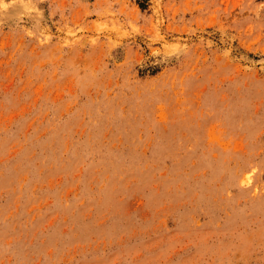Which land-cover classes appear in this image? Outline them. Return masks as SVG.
I'll return each instance as SVG.
<instances>
[{"label":"rangeland","instance_id":"obj_1","mask_svg":"<svg viewBox=\"0 0 264 264\" xmlns=\"http://www.w3.org/2000/svg\"><path fill=\"white\" fill-rule=\"evenodd\" d=\"M0 264H264V0H0Z\"/></svg>","mask_w":264,"mask_h":264}]
</instances>
